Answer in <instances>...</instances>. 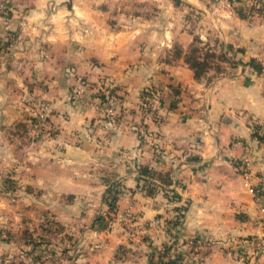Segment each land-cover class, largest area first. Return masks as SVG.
I'll return each mask as SVG.
<instances>
[{
	"label": "crops",
	"instance_id": "crops-1",
	"mask_svg": "<svg viewBox=\"0 0 264 264\" xmlns=\"http://www.w3.org/2000/svg\"><path fill=\"white\" fill-rule=\"evenodd\" d=\"M194 41L220 69L195 75ZM0 147H22L10 163L65 249L44 261L23 218L0 226V264H162L170 244L184 264H264V0H0ZM57 161L74 186L33 175Z\"/></svg>",
	"mask_w": 264,
	"mask_h": 264
},
{
	"label": "rangeland",
	"instance_id": "rangeland-1",
	"mask_svg": "<svg viewBox=\"0 0 264 264\" xmlns=\"http://www.w3.org/2000/svg\"><path fill=\"white\" fill-rule=\"evenodd\" d=\"M42 122H44V120H42ZM43 125L44 124L40 126ZM36 130L37 132H33L34 136H36L37 138H42L40 135H42L43 131H39V129ZM21 152L22 147L15 148L14 150L7 147H0V226H7L9 223H15L19 220H23V218L26 220L30 218L34 221V223H37L40 218L35 228L30 227V243L31 245H35L41 240L42 243L49 246V244L52 245V243H50V241L48 240L50 238L57 240L62 231L60 227L63 226L61 224L58 226L51 215L39 217V202L42 198L44 200V197L40 198V196H38V193L33 192V190L29 193L27 185L23 184V180L28 183V181H30V178L27 180L26 174H31V172L27 169L23 171V164H20L18 162H13V164L10 163V157H8V154H13L16 156V159L21 158ZM20 154L21 156H19ZM63 165L64 164H60V162L58 161L54 164L44 163V165L41 166V168L33 175L38 176L39 174H43V178H48L52 175L54 179L51 181L55 183L54 186L56 187H59L61 185L63 187L74 186V168L71 169L70 165L68 167ZM72 165L74 167V163H72ZM70 172H72V174H70ZM24 173L25 177L22 178V175ZM61 176L65 177L63 181L61 179ZM49 180L50 179L48 178V182ZM61 181L62 184L60 183ZM103 183L106 186V191L104 195H102L101 202L110 204V209H113L116 199L114 193H116V188L118 185L117 180L113 177H110V175L106 176V174H97V177L95 178L96 186L104 189ZM45 195H47V200H52L56 198L57 194L55 195L47 192ZM27 203H29V205L34 204L36 206L34 208H30ZM99 220V222L102 223V219L99 218ZM2 231L3 227H0V232ZM43 251L50 252L53 257L56 256L58 258L63 255L62 253L65 251V249L64 247L60 246L59 243H55V246L53 247L43 246L40 249V252L42 253ZM52 261L53 260H50L48 261V263H51Z\"/></svg>",
	"mask_w": 264,
	"mask_h": 264
},
{
	"label": "trees",
	"instance_id": "trees-1",
	"mask_svg": "<svg viewBox=\"0 0 264 264\" xmlns=\"http://www.w3.org/2000/svg\"><path fill=\"white\" fill-rule=\"evenodd\" d=\"M201 48L202 47L198 45V41H194L190 44L185 53V60L190 65V67L194 69L196 76L203 74L205 70H208L212 67L220 69L219 66H210V63L214 61L215 57L219 60L225 58L224 54L222 53L214 54L212 52L203 51L201 50ZM252 64H254L257 69L260 68L257 66V64L254 63V61H252ZM151 91L146 90V98L144 99L146 102V99L151 96ZM160 256L162 257L160 258L162 259V264H184V254L177 248V246H174L172 244L165 245Z\"/></svg>",
	"mask_w": 264,
	"mask_h": 264
},
{
	"label": "built area",
	"instance_id": "built-area-1",
	"mask_svg": "<svg viewBox=\"0 0 264 264\" xmlns=\"http://www.w3.org/2000/svg\"><path fill=\"white\" fill-rule=\"evenodd\" d=\"M253 3H259L260 0H252ZM3 9L5 8L4 6L2 7ZM163 97V94L160 90H152L151 91V96L148 97L147 103H145V106L148 107V109H150V111H153V109H155L156 107H158V105L161 103ZM115 97L113 95H111L108 100H107V106H106V113L112 115L113 114V109H114V101H115ZM248 158H243L242 159V163L243 164H248ZM261 212L264 214V208L261 209ZM130 220L132 219L131 216H129ZM258 246L260 249V252L262 254H264V237H262L259 241H258ZM41 258L48 262L51 260L52 258V254L50 252H46L43 251L41 253Z\"/></svg>",
	"mask_w": 264,
	"mask_h": 264
}]
</instances>
